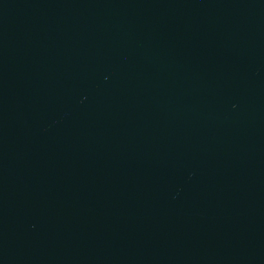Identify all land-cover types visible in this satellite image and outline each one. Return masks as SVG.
Segmentation results:
<instances>
[{
	"label": "water",
	"instance_id": "water-1",
	"mask_svg": "<svg viewBox=\"0 0 264 264\" xmlns=\"http://www.w3.org/2000/svg\"><path fill=\"white\" fill-rule=\"evenodd\" d=\"M0 264H264V0H0Z\"/></svg>",
	"mask_w": 264,
	"mask_h": 264
}]
</instances>
